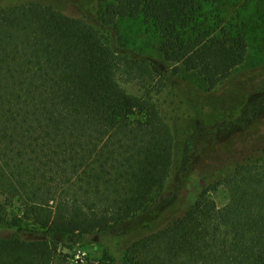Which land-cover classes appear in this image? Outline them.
Masks as SVG:
<instances>
[{"label": "trees", "instance_id": "trees-1", "mask_svg": "<svg viewBox=\"0 0 264 264\" xmlns=\"http://www.w3.org/2000/svg\"><path fill=\"white\" fill-rule=\"evenodd\" d=\"M98 1L91 22L0 0V264H73L63 249L92 243L101 256L78 264H264V64L245 68L247 37L223 0ZM136 17L161 68L117 44ZM182 107L194 148L180 157ZM191 162L211 179L185 203Z\"/></svg>", "mask_w": 264, "mask_h": 264}, {"label": "rangeland", "instance_id": "rangeland-1", "mask_svg": "<svg viewBox=\"0 0 264 264\" xmlns=\"http://www.w3.org/2000/svg\"><path fill=\"white\" fill-rule=\"evenodd\" d=\"M30 0H1L4 4L23 3ZM48 1L58 7L68 15L74 17H87L89 21H95V17L103 8V3L98 0H41ZM226 15L228 23L233 30L242 31L248 39L249 47L246 57L245 68L253 64H264V0H223L218 8ZM96 23V22H93ZM116 37L112 39L123 48L132 49L134 52L148 56L157 68H161L162 55L157 47L159 44L158 34L152 24L146 22L142 17L119 19L116 26ZM264 76V75H263ZM255 81H262L264 77L257 76ZM199 92L195 97L201 100V103L207 104L208 96ZM192 115L190 110L182 107L180 110L170 112L171 118L169 124L175 137V151L177 156L182 157L191 153L194 146L190 145L189 138L193 130V120L188 117ZM208 162V161H207ZM193 172L191 173L190 182L184 192L180 195L184 198L185 203L193 201L198 195L200 189L211 179L208 164L199 163L198 165L191 162ZM177 179L170 178L162 188L156 190V193L166 196L174 191ZM218 204L224 202L223 193L215 195ZM9 217L5 215L0 221V226L8 225ZM125 225H121L124 227ZM135 233L127 235L132 238ZM113 240V239H112ZM104 241V240H103ZM69 254V259L73 264H78L77 260L82 262L86 260L96 261L102 253V247L94 243L84 247H77L69 251L63 249ZM121 254V251L119 252Z\"/></svg>", "mask_w": 264, "mask_h": 264}]
</instances>
